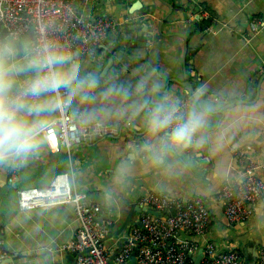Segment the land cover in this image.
<instances>
[{"label": "crops", "instance_id": "crops-1", "mask_svg": "<svg viewBox=\"0 0 264 264\" xmlns=\"http://www.w3.org/2000/svg\"><path fill=\"white\" fill-rule=\"evenodd\" d=\"M134 1L91 0L87 12L106 13L116 25L98 46L96 60L82 55L85 70H115L119 79L134 80L135 70L147 65L156 69L163 89L171 78L186 80L196 91L203 90L204 96L228 106L209 113L207 143L198 154H189L178 166V175L164 181L163 190L157 187L159 176L138 166L117 200L105 198L125 150L144 139L142 119L121 125L115 135L82 140L67 152L46 150L28 167L13 170V183L8 182L9 169H0V237L7 257L12 258L6 264H32L42 256L53 264L63 259L62 264H69L64 257L67 250L61 246L80 225L73 206L28 210L18 206L19 189L47 185L58 173H67L72 185L92 197L98 194L102 202L93 198L101 204L100 217L114 218L113 228L132 201L137 203L142 195L154 191L183 200L200 196L210 209L212 222L204 234L179 231L176 239L189 237L199 246L211 240L222 249H237L242 264L252 260L253 251L258 253L264 244V196L253 204L249 218L232 223L225 218L220 197L224 184L237 185L243 178V165L234 150L264 158V77L256 98L248 101L251 78L264 74V0H144L133 9ZM254 19L259 21L255 31L250 27ZM110 56L113 61L109 63ZM168 84L167 92L178 99L188 95L175 81ZM142 212L133 214L134 221ZM115 240L106 242L112 252L120 247Z\"/></svg>", "mask_w": 264, "mask_h": 264}, {"label": "clouds", "instance_id": "clouds-1", "mask_svg": "<svg viewBox=\"0 0 264 264\" xmlns=\"http://www.w3.org/2000/svg\"><path fill=\"white\" fill-rule=\"evenodd\" d=\"M0 35V169H24L65 137L87 140L142 119L144 139L130 144L105 198L117 200L138 166L160 177L157 187L207 143L210 108L203 90L180 101L165 91L156 69L143 65L134 80L115 70H85L81 50L53 34Z\"/></svg>", "mask_w": 264, "mask_h": 264}, {"label": "built area", "instance_id": "built-area-1", "mask_svg": "<svg viewBox=\"0 0 264 264\" xmlns=\"http://www.w3.org/2000/svg\"><path fill=\"white\" fill-rule=\"evenodd\" d=\"M91 0H0V35L6 29L30 36L44 26H52L53 34L61 40H70L82 55L97 59V49L114 29L115 20L106 13L87 12ZM87 12V14L85 13ZM259 21L252 20L250 27L257 30ZM5 34V35H6ZM185 95L180 101H187ZM213 99H217L212 96ZM119 127L106 129L98 136L115 135ZM81 139L63 138L59 143L52 141L51 150L60 147L69 149ZM233 154L243 165V178L237 185L224 184L220 197L224 204V214L228 222L246 220L253 213V204L264 196V158L257 159L245 150L236 149ZM8 182L13 183L16 175L12 169ZM71 204L80 225L72 238L62 244L69 252L78 254L75 264H127L135 251L136 264H193L189 253L195 254L198 242L184 237L176 239L179 231L190 235H202L212 222L210 209L200 196L190 200L170 196L162 192H148L137 204L150 206L163 212L162 215L144 211L141 226H130L116 237L119 250L112 252L110 246L100 239L113 229L114 218H101V204L84 190L71 184L67 173H58L44 186H30L18 190V206L23 209ZM7 256L4 241L0 237V260ZM198 264H242L237 249H222L214 241H206ZM256 264H264V244L259 247Z\"/></svg>", "mask_w": 264, "mask_h": 264}, {"label": "water", "instance_id": "water-1", "mask_svg": "<svg viewBox=\"0 0 264 264\" xmlns=\"http://www.w3.org/2000/svg\"><path fill=\"white\" fill-rule=\"evenodd\" d=\"M143 3H144V0H136V1H134L132 3L131 7L133 9H136L139 6H141ZM5 34H6V29L4 28L2 30V35H5ZM185 53L186 52L184 50V55H185ZM112 61H113V57L110 56L109 57V63L112 62ZM263 77H264V74L263 75L261 74V75H258V76H253L251 78L250 86H249L250 97L248 98V101H252V100H254L256 98V96L258 94V89H259V86H260V82H261V79ZM170 81H175L178 85L182 86L184 88L185 93L190 95V96L193 93L197 92L195 90L194 86L189 81L179 80L177 78H171V79L167 80V84L165 85V88H164L165 91H168V89H169L168 82H170ZM177 93H179V92H177ZM241 101H247V100H241ZM201 103L207 105L210 108V112L209 113H217V112L221 111L223 108L228 106V103L216 102L215 99L208 98V97H206L204 95L201 96ZM75 145H73V146H75ZM73 146H71L69 149H67L65 147H60L59 150L67 152V151L71 150V148ZM261 178L264 181L262 176H261ZM93 197L95 199L100 200L102 202V198L98 194H93ZM20 209L21 210H28V209H23V208H20ZM141 211H147V212H150V213L156 214V215H162L163 214V212H161L159 210H155V209L151 208L150 206H141V205L137 204L135 201H132L130 203V208H129L127 214L124 216V218H122L120 223L115 228L111 229L108 233H106L100 240L103 241V242L104 241L107 242L110 239L116 238L117 236H119L122 233H124L131 226V224L133 222H135L138 226H141L140 219H135V221H134V218H133V214L135 212H141ZM203 245L204 244H202V245H200L198 247V249H197L195 254L189 253V256L193 260V264H198L199 263V260H200V258L202 256V252H203ZM86 251H87V249H84L83 251H72V252L67 251L64 254V257L68 260L69 264H75V261L77 259L78 254H81V253L86 252ZM257 256H258L257 251L256 250L253 251V259L250 260V261H245L246 262L245 264H256ZM56 260L57 259H55V261ZM135 260H136L135 251H132L131 255H130V259L127 262V264H136ZM8 262H12V258L11 257H7L6 256V257H4L3 259L0 260V264H6ZM64 262H65V260L63 259L61 262H57L55 264H62ZM32 264H53V262H51L50 258L42 256L40 259H38V258L34 259Z\"/></svg>", "mask_w": 264, "mask_h": 264}]
</instances>
